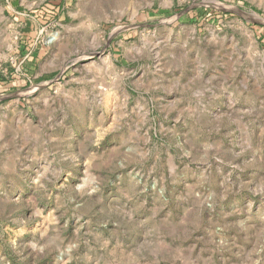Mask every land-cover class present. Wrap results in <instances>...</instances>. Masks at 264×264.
<instances>
[{
    "label": "rangeland",
    "instance_id": "374dc122",
    "mask_svg": "<svg viewBox=\"0 0 264 264\" xmlns=\"http://www.w3.org/2000/svg\"><path fill=\"white\" fill-rule=\"evenodd\" d=\"M0 264H264V0H0Z\"/></svg>",
    "mask_w": 264,
    "mask_h": 264
}]
</instances>
